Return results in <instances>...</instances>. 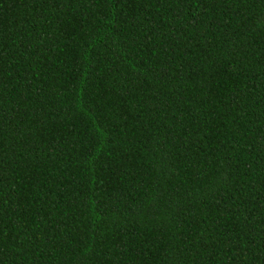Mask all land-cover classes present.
I'll return each mask as SVG.
<instances>
[{"label": "trees", "instance_id": "1", "mask_svg": "<svg viewBox=\"0 0 264 264\" xmlns=\"http://www.w3.org/2000/svg\"><path fill=\"white\" fill-rule=\"evenodd\" d=\"M0 264H264V0H0Z\"/></svg>", "mask_w": 264, "mask_h": 264}]
</instances>
